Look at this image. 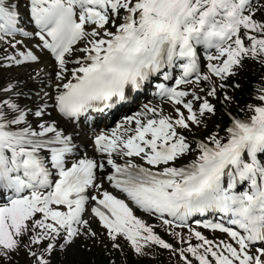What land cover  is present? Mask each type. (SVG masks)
Here are the masks:
<instances>
[{"label":"snow or ice","instance_id":"obj_1","mask_svg":"<svg viewBox=\"0 0 264 264\" xmlns=\"http://www.w3.org/2000/svg\"><path fill=\"white\" fill-rule=\"evenodd\" d=\"M97 250L264 264V0H0V264Z\"/></svg>","mask_w":264,"mask_h":264},{"label":"trees","instance_id":"obj_2","mask_svg":"<svg viewBox=\"0 0 264 264\" xmlns=\"http://www.w3.org/2000/svg\"><path fill=\"white\" fill-rule=\"evenodd\" d=\"M256 79L255 76L248 74V81L245 83L244 85V94H245V98H246V93L250 90L251 88V83L252 81H254ZM83 254H91V253H83ZM87 257V256H86ZM83 257V260L86 262V264H90L92 258L91 257ZM104 260L105 258L99 254V252L95 255V261L96 264H104ZM161 262H163V264H167V254L165 253L164 255L161 256ZM21 264H23V259L21 260ZM144 264H157L156 261H146L144 262Z\"/></svg>","mask_w":264,"mask_h":264},{"label":"rangeland","instance_id":"obj_3","mask_svg":"<svg viewBox=\"0 0 264 264\" xmlns=\"http://www.w3.org/2000/svg\"><path fill=\"white\" fill-rule=\"evenodd\" d=\"M98 252H99V251L97 250L96 252L91 253V254H89V255H88V254H83V253H82V254H81V258L83 259V257H86V256H87L88 258H89V257H91V258L94 257V258H95V255H96ZM87 257H86V258H87Z\"/></svg>","mask_w":264,"mask_h":264}]
</instances>
